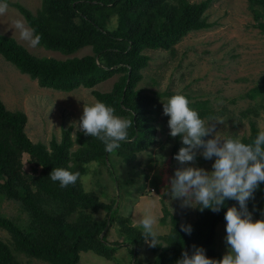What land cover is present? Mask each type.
Wrapping results in <instances>:
<instances>
[{
	"label": "trees",
	"instance_id": "1",
	"mask_svg": "<svg viewBox=\"0 0 264 264\" xmlns=\"http://www.w3.org/2000/svg\"><path fill=\"white\" fill-rule=\"evenodd\" d=\"M211 1L41 0L35 13L10 3L38 45L67 55L85 46L91 52L64 59L36 56L14 37L0 33V55L41 87L59 91L92 88L118 75L108 91L93 89L92 94L105 110L123 119L119 125L97 120L74 137L71 127L64 128L60 139L47 145L30 140L24 130L26 114L7 109L0 98V196L18 202L28 215L26 223H19L0 212V228L9 234L16 251L50 264H77L80 252L87 250L113 259L118 242L109 243L105 234L117 220L136 264L147 237L145 228L132 224L129 215L115 214V200H100L81 179L90 162L112 166L113 155L130 162L156 142L155 99L137 87L150 60L144 50L173 51L189 32L211 27L205 13ZM247 2L254 27L264 32V0ZM246 95L263 98L264 85H255ZM174 96L182 98L180 109L190 117L186 127L216 114L208 99ZM172 104L168 102L170 109ZM170 111L167 117L172 119ZM251 113L253 108L242 111L246 117ZM248 122V134L241 137L238 148L230 140L226 144L240 171L212 187V196L201 199L193 221L183 222L163 206L161 221L169 216L170 229L158 236L164 244L153 245L157 252L153 264H242L224 258L217 249L216 228L221 222H234L247 237L264 242V127L260 129L253 119ZM100 209L105 217L95 216ZM0 264H22L1 238Z\"/></svg>",
	"mask_w": 264,
	"mask_h": 264
},
{
	"label": "rangeland",
	"instance_id": "2",
	"mask_svg": "<svg viewBox=\"0 0 264 264\" xmlns=\"http://www.w3.org/2000/svg\"><path fill=\"white\" fill-rule=\"evenodd\" d=\"M15 2L35 13L41 0H0V33L14 37L30 53L64 59L91 52V47L85 46L67 55L38 45L23 16L10 4ZM205 13L212 26L189 32L173 51L144 50L150 60L137 87L155 99L156 142L130 162L115 155L113 159L110 156L112 166L90 162L81 179L84 188L94 191L100 200H115V214L129 215L132 224L145 228L147 237L136 255V264H153L157 253L153 245L164 244L158 236L169 231L170 218L161 221L163 206L181 221H193L201 199L212 196V187L240 171L227 154V141L238 148L241 137L248 134L249 119L260 129L264 127V96L246 95L255 85H264V32L254 27L247 0H212ZM117 76L92 88L59 91L41 87L0 55V98L7 109L26 114L24 130L30 140L48 145L51 139L59 140L67 127L72 128L74 137L83 126L97 120L122 124L123 119L105 110L92 94L93 89L108 91ZM180 93L190 101L208 99L216 114L186 127L190 117L180 109L182 98L174 96ZM168 102L173 103L171 109ZM247 108L255 113L243 116ZM168 110L174 114L172 119L167 117ZM26 159L24 154L28 169ZM0 212L19 223L28 220L18 202L2 196ZM105 215L102 209L95 213L97 217ZM120 229L116 220L105 234L109 243L118 242L113 259L87 250L80 252L77 264H133L135 256L123 243ZM0 238L10 244L22 264H50L16 251L9 234L1 228ZM215 245L226 259L264 264V242L247 237L234 222L217 225Z\"/></svg>",
	"mask_w": 264,
	"mask_h": 264
}]
</instances>
